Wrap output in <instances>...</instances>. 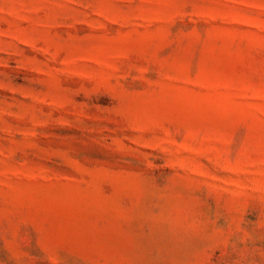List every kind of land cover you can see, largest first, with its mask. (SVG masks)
Returning <instances> with one entry per match:
<instances>
[{"label":"rangeland","instance_id":"1","mask_svg":"<svg viewBox=\"0 0 264 264\" xmlns=\"http://www.w3.org/2000/svg\"><path fill=\"white\" fill-rule=\"evenodd\" d=\"M0 264H264V0H0Z\"/></svg>","mask_w":264,"mask_h":264}]
</instances>
